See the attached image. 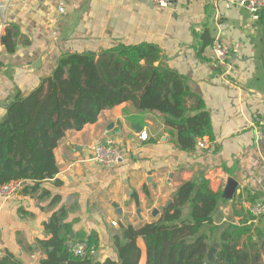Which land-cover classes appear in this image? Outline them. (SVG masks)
Wrapping results in <instances>:
<instances>
[{"label":"crops","instance_id":"obj_1","mask_svg":"<svg viewBox=\"0 0 264 264\" xmlns=\"http://www.w3.org/2000/svg\"><path fill=\"white\" fill-rule=\"evenodd\" d=\"M65 1L61 12L48 0H0V122L8 103L37 88L62 55L150 43L186 79L194 93L187 100L189 115L207 111L214 136L195 138L194 147L183 148L178 130L158 112L138 110L131 101L103 110L95 123L68 130L59 140L53 178L40 182L36 192L0 198V251L20 264H42L48 257L46 241L54 236L48 225L59 218L68 243L96 234L100 258H115L116 235L128 225L158 221L182 183L206 178L211 190L222 194L234 178L233 197H221L213 213L212 245H220L229 225L242 227L240 247L252 245L264 264V216L255 219L250 213V205L264 197V137L255 130L261 125L264 132L259 15L225 0H174L168 7L145 0ZM216 36L232 48L230 82L215 63ZM141 131L147 132L146 140L140 139ZM201 139L211 141L210 147H201ZM97 140L120 148L123 161L114 167L92 161ZM189 215L187 207L184 216ZM137 244L139 264H147L143 237Z\"/></svg>","mask_w":264,"mask_h":264},{"label":"trees","instance_id":"obj_2","mask_svg":"<svg viewBox=\"0 0 264 264\" xmlns=\"http://www.w3.org/2000/svg\"><path fill=\"white\" fill-rule=\"evenodd\" d=\"M258 15L264 28V9ZM262 47L259 83L264 91V38ZM191 96L194 93L186 79L164 63L156 44H119L99 53L64 54L37 88L28 95L18 93L7 105L0 122V184L23 180L29 183L20 189L22 194L36 192L40 182L57 174L55 148L66 132L95 123L103 110L126 101L138 110L163 115L178 130L183 148L194 147L195 138L209 135L213 139L209 113L201 110L189 115L187 100ZM203 106L198 100V108ZM221 195L211 190L206 178L182 183L158 221L140 227L128 225L122 236L116 235L115 258L74 255L68 247L70 238L60 234L56 218L48 225L54 236L46 241L48 257L42 264H139V237L147 246V264H207L217 230L213 213ZM187 207L188 217L184 216ZM243 231L233 225L222 231L215 264H259L252 245L240 247ZM87 242L90 249L99 251L96 234ZM0 259V264H20L6 255Z\"/></svg>","mask_w":264,"mask_h":264},{"label":"built area","instance_id":"obj_3","mask_svg":"<svg viewBox=\"0 0 264 264\" xmlns=\"http://www.w3.org/2000/svg\"><path fill=\"white\" fill-rule=\"evenodd\" d=\"M56 2L58 9L63 12L66 9L65 0H48ZM154 4L160 7L171 6L174 0H151ZM231 5L239 6L249 12L251 15H257L262 9H264V0H225ZM1 30V25H0ZM212 48L215 57V63L222 69V77L225 81L230 82L229 74L231 72L232 64L230 62L232 55V48L220 37L216 36L212 43ZM256 125V124H255ZM256 135L258 138L264 137L262 126H256ZM140 139L146 140L148 134L146 131H141L139 134ZM199 145L203 148L210 147L211 141L208 139H201ZM124 158V153L120 148L115 146L111 142H103L97 140L92 145L91 160L105 167H114L121 163ZM23 180H14L6 184H0V198L4 201L12 199L16 193L23 187ZM250 213L253 218L257 219L264 216V197L255 200L250 205ZM112 224L117 226L118 223L113 221ZM70 251L79 257L85 258L90 255H95L97 252L94 248L89 247L86 240L75 239L68 243ZM4 254L0 251V258Z\"/></svg>","mask_w":264,"mask_h":264},{"label":"water","instance_id":"obj_4","mask_svg":"<svg viewBox=\"0 0 264 264\" xmlns=\"http://www.w3.org/2000/svg\"><path fill=\"white\" fill-rule=\"evenodd\" d=\"M145 1H147L150 5L154 4L151 0H145ZM237 186H238L237 180H235L234 178H229L227 185H226L221 197L222 198H232L235 191H236ZM171 202H172V200L169 201L167 206L170 205ZM117 233L120 234V231L117 230ZM219 246H220L219 243L216 242L210 247V249L208 251V262H207V264H215ZM99 255H100L99 251L95 253L96 257H99Z\"/></svg>","mask_w":264,"mask_h":264},{"label":"rangeland","instance_id":"obj_5","mask_svg":"<svg viewBox=\"0 0 264 264\" xmlns=\"http://www.w3.org/2000/svg\"><path fill=\"white\" fill-rule=\"evenodd\" d=\"M262 33H264V30H263V32Z\"/></svg>","mask_w":264,"mask_h":264}]
</instances>
